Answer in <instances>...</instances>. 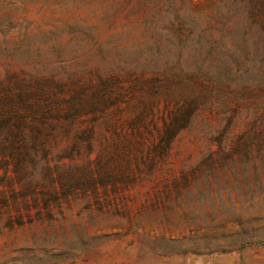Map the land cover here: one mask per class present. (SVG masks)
I'll return each instance as SVG.
<instances>
[{
    "label": "rangeland",
    "instance_id": "1",
    "mask_svg": "<svg viewBox=\"0 0 264 264\" xmlns=\"http://www.w3.org/2000/svg\"><path fill=\"white\" fill-rule=\"evenodd\" d=\"M62 2L79 15L102 5L93 21L110 59L149 84L221 92L169 137L177 104L161 96L146 126L119 102L115 127L51 140L53 178L68 166L87 178L38 172L43 192L0 203V264H264V0H0V22L44 26Z\"/></svg>",
    "mask_w": 264,
    "mask_h": 264
},
{
    "label": "trees",
    "instance_id": "2",
    "mask_svg": "<svg viewBox=\"0 0 264 264\" xmlns=\"http://www.w3.org/2000/svg\"><path fill=\"white\" fill-rule=\"evenodd\" d=\"M83 1L90 4L92 0ZM101 6L79 15L73 12L75 6L62 2L58 16L53 14L44 26L30 28L28 24L15 34L8 30L10 19L0 22V185L7 187L1 190V204L8 197L43 192L35 180L38 172L42 180L64 178L70 184L87 178L75 166H68L53 178L60 168L48 164L50 142L71 132L89 135L101 126L106 130L115 127L113 109H119V102H125L127 110L136 114L130 124L146 126V116L159 97L173 100L177 106L170 112L165 134L169 137L188 120L204 93L220 94L221 87L215 86L187 88L176 81L163 88L151 85L149 79L155 77L111 60L109 41L99 39L98 23L93 21L99 12L101 20L106 17L107 11ZM42 48L51 55L49 58ZM90 58L96 60L91 67L86 65ZM13 60H20L23 66L13 68ZM254 97L264 108V88ZM76 144L67 155L56 156V161L71 158L72 152H78Z\"/></svg>",
    "mask_w": 264,
    "mask_h": 264
}]
</instances>
